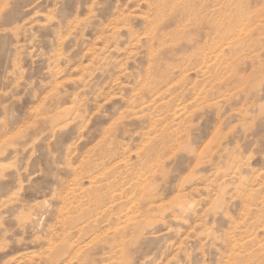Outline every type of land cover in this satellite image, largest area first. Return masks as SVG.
Listing matches in <instances>:
<instances>
[{"label": "rangeland", "instance_id": "rangeland-1", "mask_svg": "<svg viewBox=\"0 0 264 264\" xmlns=\"http://www.w3.org/2000/svg\"><path fill=\"white\" fill-rule=\"evenodd\" d=\"M0 264H264V0H0Z\"/></svg>", "mask_w": 264, "mask_h": 264}]
</instances>
